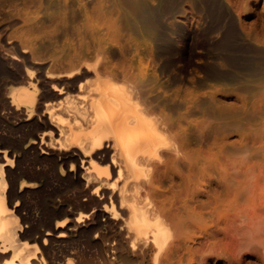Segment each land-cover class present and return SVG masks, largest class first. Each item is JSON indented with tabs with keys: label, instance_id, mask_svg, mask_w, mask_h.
I'll return each instance as SVG.
<instances>
[{
	"label": "bare ground",
	"instance_id": "6f19581e",
	"mask_svg": "<svg viewBox=\"0 0 264 264\" xmlns=\"http://www.w3.org/2000/svg\"><path fill=\"white\" fill-rule=\"evenodd\" d=\"M107 1L30 0L0 19V264H172L187 218L207 229L195 210L185 208L184 216L163 198L161 175L162 169L189 165L197 167L198 177H192L198 188L210 178L192 152L190 129L175 118L170 103L185 97L189 105L193 91L187 85L203 89L230 76L218 65L225 39H214L215 56L203 55L198 70H190L187 54L196 56L192 32L165 22L166 14L177 12L176 2L162 8L146 0H116L120 16L111 20ZM78 9L94 45L89 39L79 48L71 44L64 57H47L36 44L40 34L77 23ZM123 23L155 49L154 69L141 67L134 74L112 67L109 54ZM228 64L235 67L233 59ZM231 160L232 178L223 167L221 174L232 180L236 198L239 160ZM197 257L188 264L201 262Z\"/></svg>",
	"mask_w": 264,
	"mask_h": 264
},
{
	"label": "rangeland",
	"instance_id": "374dc122",
	"mask_svg": "<svg viewBox=\"0 0 264 264\" xmlns=\"http://www.w3.org/2000/svg\"><path fill=\"white\" fill-rule=\"evenodd\" d=\"M26 1L30 2V0H0V19L8 18L14 12L15 7H22ZM78 1L81 4L90 3V0ZM94 1V3L97 2V0ZM108 1V4L106 3V17L110 16L111 18L113 15L111 20H115L120 16V9L116 4V0ZM146 1L150 5H157L162 8L166 7L170 2L177 3V12L174 15L166 14L164 17L167 24H181L186 31L192 32L191 36H193L192 40L196 45L195 54L197 57L194 55L191 58L190 53L187 54L188 63H192L190 70L192 68L198 70L197 65L203 63V55L208 57L215 56L212 42L214 39L224 38L225 47L218 65L223 70L230 71V76L219 83H208L203 89L194 90L190 85H187L189 87L188 90L193 91V94L189 97L192 100L191 104L186 105L184 103L185 97L181 99L175 98L170 103L175 107V118L178 121H184L185 124L182 122L183 125L190 129L188 138L194 150L190 149L204 161L209 169V174H211L210 178L205 180V184L203 183V188H198L196 185L197 178H194L198 177L197 167H193L190 170L191 167L188 164V166L184 164L187 166L186 168L184 166V169L182 166L180 167L183 172L180 169L169 170V172L162 169L164 172L162 173L163 176L161 175V193H165L163 198H166L171 203L173 209L175 206L174 210L182 215L187 207L195 210L207 225L206 231H202L199 229L200 222L193 218H187V233L183 235L181 244H177L178 246H176L174 253L171 255V263L188 264L192 258L198 256V253L201 254L203 252L204 255H199L202 259L205 256L204 252L211 249L213 252L211 254L213 255L209 254L210 257H208L207 254V258L203 257L199 261H205V264H264V0ZM78 12L80 21L77 23L71 22L70 26L68 24L66 27H60L54 33L48 29V32L40 34L36 44L47 57H64L71 52V44H76L75 46L79 48L81 44L88 42L89 39L91 40V43L89 42L90 45H94L90 34L87 36L88 34H85L86 30L82 26L84 10L78 9ZM122 28L123 32L122 30L120 32L121 42L119 41L118 45H113L112 53L109 54V61L112 63V67L114 66L118 70L120 68L119 73L122 70H126L137 74L141 67L154 69L158 66L159 60L152 45L140 36L134 35L124 23ZM202 28H206V31L204 32ZM228 29L231 31L227 32L226 30ZM195 30L199 31L196 32ZM224 30L225 32H223ZM81 32L83 33L82 36ZM83 35L84 39L82 38ZM227 35L230 36L228 37ZM202 40L205 41L206 46H204L205 44L201 45L200 42L203 43ZM112 55L116 56L115 59ZM175 56L174 58H178V56ZM199 58L202 59L200 60ZM228 59H233L234 68H230ZM188 78H192L190 74ZM193 112L194 114L191 116L190 113ZM187 116L188 119H186ZM207 116L213 119V122ZM205 121H210V124H212L207 125L209 123ZM197 123L198 126H196ZM203 123L205 125H202ZM199 132L200 135L198 134ZM238 151L239 156L236 158L235 154ZM210 152L212 153L210 154ZM231 159H238L239 162L236 161L235 163ZM230 160L232 164H238L237 174L239 176L237 175V177H239V180H237L236 198L235 194H232L234 192V186L231 184L232 180L228 177V182L230 181V183H227V178L223 177L224 173L225 175L227 174V170L228 172L231 170L230 174H228L229 176L232 175V168L230 169L229 167L228 169ZM222 167L224 168L223 170ZM194 169L195 171H193ZM221 170L223 172L225 170V172L221 174ZM170 172L172 173L171 175ZM180 172L182 174L185 173V176L183 175L185 182L183 181V176L178 175ZM194 172L195 174H193ZM170 176L172 181L169 184ZM173 186H176V189ZM208 186H210L211 190L207 189ZM228 186L231 188H228ZM212 188H214L215 192ZM169 190L171 192L173 190V193ZM166 193L170 196H167ZM183 193H186V195ZM178 197L180 198L178 199ZM196 204L200 207L196 206ZM202 204L206 205L203 206ZM177 205L179 208L176 209ZM235 210L238 211L236 212ZM184 216H187V214H184ZM191 237L192 239L190 240L189 238ZM211 239L212 241H210ZM200 240L201 243L199 242ZM249 242H251L250 245ZM190 244L192 245L190 246ZM211 245L219 248H214ZM188 248L191 249L190 252L187 250ZM203 248L204 251H202ZM216 249L220 252L216 251ZM194 259L195 263L192 261L194 264H204Z\"/></svg>",
	"mask_w": 264,
	"mask_h": 264
}]
</instances>
